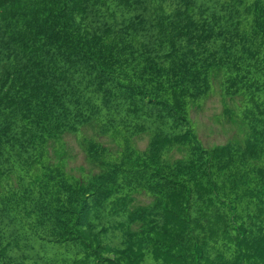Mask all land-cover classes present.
<instances>
[{
    "label": "trees",
    "instance_id": "trees-1",
    "mask_svg": "<svg viewBox=\"0 0 264 264\" xmlns=\"http://www.w3.org/2000/svg\"><path fill=\"white\" fill-rule=\"evenodd\" d=\"M0 264H264V0H0Z\"/></svg>",
    "mask_w": 264,
    "mask_h": 264
},
{
    "label": "rangeland",
    "instance_id": "rangeland-1",
    "mask_svg": "<svg viewBox=\"0 0 264 264\" xmlns=\"http://www.w3.org/2000/svg\"><path fill=\"white\" fill-rule=\"evenodd\" d=\"M214 81V90L207 96V99L201 103L194 104L191 108V123L199 135V139L202 141L204 146L215 147L218 145L226 144L230 141H239L244 140L246 134V126L242 121L232 120L228 118V114L231 116V110L229 108H235V112L239 114V108L241 104L240 99H236L235 102L232 99L225 98L221 90V75H217L213 78ZM228 112V113H227ZM87 135H91V131H85ZM66 146L61 148V151L65 150L66 159L68 161V170L70 173L75 176L83 175L84 171L89 170L85 153L83 152L80 142L76 136H67L65 139ZM150 136L144 135L138 139V145L140 148H146L149 144ZM52 156L56 158L57 153L52 151ZM138 204H146L150 198L146 195H140L137 197ZM56 246V254L60 250H65L70 245L66 243L52 244ZM149 259V258H148ZM151 259V258H150Z\"/></svg>",
    "mask_w": 264,
    "mask_h": 264
}]
</instances>
